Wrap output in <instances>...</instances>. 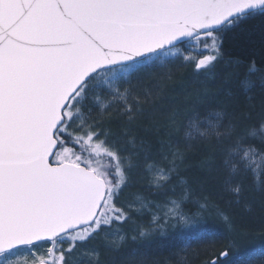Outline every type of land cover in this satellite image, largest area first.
Segmentation results:
<instances>
[{
	"label": "snow or ice",
	"instance_id": "snow-or-ice-1",
	"mask_svg": "<svg viewBox=\"0 0 264 264\" xmlns=\"http://www.w3.org/2000/svg\"><path fill=\"white\" fill-rule=\"evenodd\" d=\"M256 18L264 20V0H0V264H21L26 256L31 264H100L101 247L119 251L132 212L144 205L121 201L134 165L94 109L119 107L131 123L158 94V86L141 95L132 84L163 65L162 54L176 55L192 41L182 58L210 75L223 34ZM189 107L184 137L227 141L229 174L251 173L264 183V147L247 142L258 137L264 145V123L242 135L224 125V112L201 119ZM178 115L172 112L165 127ZM123 138L135 145L134 136ZM226 183L238 199L241 184ZM220 236L197 224L176 239L190 247ZM255 258H264V243L227 264Z\"/></svg>",
	"mask_w": 264,
	"mask_h": 264
},
{
	"label": "trees",
	"instance_id": "trees-1",
	"mask_svg": "<svg viewBox=\"0 0 264 264\" xmlns=\"http://www.w3.org/2000/svg\"><path fill=\"white\" fill-rule=\"evenodd\" d=\"M222 40V53L212 74L202 76L195 69L171 72V83L162 81L158 96L144 104L143 112L131 123L119 107L93 111L96 121L120 137L118 146L127 149L133 162L122 194L137 192L160 203L167 197L178 198L182 210L200 213L204 223L215 227L221 236L185 247L172 234L160 237L157 226L132 213L122 247L116 252L101 247L100 264H227L234 254L264 243V183L251 173L229 174L223 167L227 141L221 143L215 137L189 141L184 137V117L192 111L190 105L199 110L201 119L224 112V125H235L236 133L242 135L264 123V20H248L225 32ZM253 66L256 70L250 71ZM172 112L179 114L177 123L165 127ZM125 133L136 138L134 146L123 138ZM247 142L264 147L258 137H248ZM168 162L178 174L164 187L146 189L137 182L150 167H165ZM209 163L211 167L206 166ZM232 180L242 187L238 199L226 183ZM225 217L230 218L231 226ZM140 231L146 235L139 236ZM134 249L140 255L131 257ZM224 252L228 256L222 255ZM252 264H264V258H255Z\"/></svg>",
	"mask_w": 264,
	"mask_h": 264
},
{
	"label": "rangeland",
	"instance_id": "rangeland-1",
	"mask_svg": "<svg viewBox=\"0 0 264 264\" xmlns=\"http://www.w3.org/2000/svg\"><path fill=\"white\" fill-rule=\"evenodd\" d=\"M193 42H189L180 46V52L176 55H172L171 53L162 54V58L165 61L163 65H157V67L150 73L144 75L143 79L140 81H134L132 84V88L135 92H139L143 95L146 89L153 88V86H158V88L154 89V91H158L161 87V82L166 81L171 83V72L175 71H182L184 69L194 70L191 62L185 61L182 56L185 51H192ZM196 74L203 76V70L200 72H196ZM205 75V74H204ZM159 92V91H158ZM154 95L153 97H157ZM150 99V101L153 99ZM149 101V102H150ZM173 163V162H172ZM168 165V168H167ZM170 167V169H169ZM167 172L169 175L168 180H157L156 176L161 172ZM178 174V171L175 168L171 167V163H166L165 167L163 166H152L147 171H144V178H142L139 182L140 185H143L146 189H160L164 187L166 184L170 183L171 180L176 179L175 175ZM135 192V190H133ZM133 193V192H132ZM131 195L122 194L120 199L125 203H130L139 207L141 204L144 207L141 211L136 212L133 211L132 213L146 217L148 220L151 221L149 225H155L160 230V237H166L168 234L171 236H176L177 233L181 232L182 230L189 229L197 224H206L204 223V219L200 213L191 214L188 208L189 213L185 210H182V203L178 198L171 199L170 197L166 198L163 202H155L149 201L137 192ZM185 201V200H184ZM173 202L178 204V208L173 211L174 205ZM195 213V214H194ZM183 216L185 219H180V216ZM153 216H157L160 219L153 223ZM162 224L163 227H159L158 225ZM163 233V234H162ZM125 242V241H124ZM123 242V243H124ZM43 251V250H42ZM116 252V251H111ZM21 264H31L32 257L26 256L21 257ZM101 260V257H100Z\"/></svg>",
	"mask_w": 264,
	"mask_h": 264
},
{
	"label": "bare ground",
	"instance_id": "bare-ground-1",
	"mask_svg": "<svg viewBox=\"0 0 264 264\" xmlns=\"http://www.w3.org/2000/svg\"><path fill=\"white\" fill-rule=\"evenodd\" d=\"M187 43H189V42H185V43H183V44H180V46H182V45H184V44H187Z\"/></svg>",
	"mask_w": 264,
	"mask_h": 264
},
{
	"label": "water",
	"instance_id": "water-1",
	"mask_svg": "<svg viewBox=\"0 0 264 264\" xmlns=\"http://www.w3.org/2000/svg\"><path fill=\"white\" fill-rule=\"evenodd\" d=\"M185 42H189V41H184V42H182L181 44H183V43H185Z\"/></svg>",
	"mask_w": 264,
	"mask_h": 264
}]
</instances>
